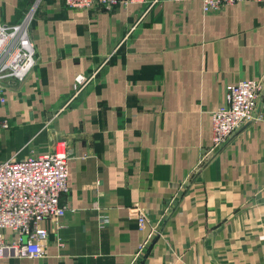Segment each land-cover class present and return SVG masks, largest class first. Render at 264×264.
<instances>
[{"label": "crops", "instance_id": "obj_1", "mask_svg": "<svg viewBox=\"0 0 264 264\" xmlns=\"http://www.w3.org/2000/svg\"><path fill=\"white\" fill-rule=\"evenodd\" d=\"M154 1L37 9V65L0 85V162L63 144L69 212L44 222L45 258L0 264H264V120L199 166L227 87L264 77V2ZM18 3L0 0L2 22H20ZM139 210L157 231L143 249Z\"/></svg>", "mask_w": 264, "mask_h": 264}, {"label": "built area", "instance_id": "obj_2", "mask_svg": "<svg viewBox=\"0 0 264 264\" xmlns=\"http://www.w3.org/2000/svg\"><path fill=\"white\" fill-rule=\"evenodd\" d=\"M41 1V0H40ZM39 1V2H40ZM150 0H63L68 9L86 10L93 6L112 10L118 5L148 4ZM155 0L153 3H157ZM183 5L195 0H170ZM203 4L206 14L216 13L225 7L241 3L264 0H197ZM34 18L26 16L18 24L0 20V85L6 81H25L37 65V50L31 37ZM99 71L90 76L79 75L74 83V97L91 84ZM0 86V102L6 103ZM264 94V77L243 80L227 87L225 103L212 113V146L205 151L200 167L209 158L223 150L231 138L250 122L259 123L264 115L258 113ZM8 127V124L4 125ZM70 155L63 144L55 143L48 152L22 160L10 159L0 162V261L6 259H42L47 256L50 231L44 222L55 227L62 226V220L69 207L62 203V196L69 192ZM138 227L146 236L142 249L157 231L152 227L148 233L149 221L138 211ZM10 233V234H9ZM9 234V235H8Z\"/></svg>", "mask_w": 264, "mask_h": 264}, {"label": "rangeland", "instance_id": "obj_3", "mask_svg": "<svg viewBox=\"0 0 264 264\" xmlns=\"http://www.w3.org/2000/svg\"><path fill=\"white\" fill-rule=\"evenodd\" d=\"M18 10L17 15L20 18L16 22H22L26 16H32L34 18L37 9L43 4L45 0H18ZM40 1V2H39ZM4 12V11H3ZM19 22V23H20Z\"/></svg>", "mask_w": 264, "mask_h": 264}]
</instances>
